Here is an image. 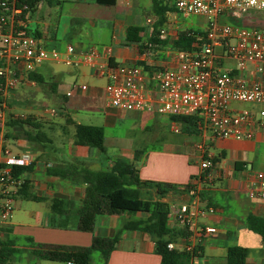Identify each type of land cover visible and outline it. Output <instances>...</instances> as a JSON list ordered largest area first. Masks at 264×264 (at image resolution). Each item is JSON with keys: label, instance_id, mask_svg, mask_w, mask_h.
<instances>
[{"label": "crops", "instance_id": "crops-1", "mask_svg": "<svg viewBox=\"0 0 264 264\" xmlns=\"http://www.w3.org/2000/svg\"><path fill=\"white\" fill-rule=\"evenodd\" d=\"M157 2V7L164 8L160 24L158 15L153 11V0H114L113 5H101L96 0H50V3H38L32 12L18 20L33 30L40 44L48 50L63 51L67 44L77 50L94 47L104 52L108 48L109 58L102 57L98 63L140 66L146 83L154 87L146 74L157 68L174 67L169 53L174 50L170 43L177 34L181 31L204 33L207 26L203 16L177 13L173 0ZM218 21L264 29V11L250 13L241 19L222 15ZM130 26L141 29L137 34L139 43L127 41L126 29ZM160 31L164 32L163 39L158 37ZM150 38L156 40L153 42L155 54L151 59L144 60ZM215 52L221 56L216 62L217 68L234 70V62L223 55L222 48H216ZM44 66H53L54 69L43 72L41 68ZM31 74L42 77L43 83L51 82L54 92L62 98L60 108L46 110L51 115L56 114L55 130L47 127L45 131L42 130L40 122L30 116L26 118L38 125L35 129L29 125H25L24 130L7 126L11 119H26H20L16 114H8L6 118V113L12 92L22 85H36L35 81L29 79ZM243 74L247 78L257 79L264 90V61L260 72H255L248 65ZM102 80L96 76L94 69L87 66L46 63L23 77L2 98L0 131L3 142L0 161L1 147L7 148L13 156L29 159V169L19 178L22 182L26 181L28 192L39 198L36 201L27 200L15 194L10 216L5 221L0 220V227L9 230L8 238L14 242L12 263L18 264L20 259L24 260V264L44 261L31 254L38 244L88 247L93 237H114L125 223L146 218L147 214L141 212L102 214L95 218L92 232L79 231L74 220L75 212L84 199L86 184L79 180L77 174L59 176L52 173L74 169L109 171L111 161L121 159L135 163L141 181L174 188L159 198L169 205L167 226L187 232V235L169 242L178 251L191 238L193 231L178 225L171 209L189 202L187 188L193 180L200 175L209 176L202 186L198 204L204 213L196 222L197 226L209 225L216 230L198 243L200 252L191 258V264H226L227 248L231 246L248 250L244 264H264V235L252 230L249 220L251 216L264 219V201L250 199L247 195L249 187L256 182V174H264V124L255 123L251 128L253 137L243 141L213 139L208 130L199 129L198 135L182 132V135H177L174 130L178 126L172 121L173 117L155 110L128 111L109 106L104 95L105 81ZM81 86H85V89H81ZM98 98L104 100V110L98 107ZM244 109L257 112L264 109V105L250 104L249 108ZM143 114L162 117L168 122V131L175 136L170 139L169 136L157 135L150 140L149 148L128 146L131 140L119 136L106 137L104 128L114 126L118 119L141 118ZM76 124L103 129L104 153L75 142ZM164 128V125L153 126L152 130L162 132ZM26 134H29V138ZM206 157L218 160L210 170L202 172L199 164ZM56 200L61 202L58 205L61 213L52 210V203ZM3 235L0 233V237ZM16 254H20V258ZM105 264H160V257L155 252V242L150 235L139 230L122 229Z\"/></svg>", "mask_w": 264, "mask_h": 264}, {"label": "built area", "instance_id": "built-area-1", "mask_svg": "<svg viewBox=\"0 0 264 264\" xmlns=\"http://www.w3.org/2000/svg\"><path fill=\"white\" fill-rule=\"evenodd\" d=\"M173 5L179 14L200 15L206 19L205 42L193 46L192 50L170 51L174 67L157 68L146 74L154 83V87H149L140 66L98 63L102 57L109 58L108 48L104 52L94 47L77 50L70 44L63 51L44 48L35 32L18 20L23 9L16 8L14 0H0V104L23 77L43 64L83 65L94 69L96 76L105 81L104 95L109 106L195 118L198 129L208 130L213 139L250 140L252 126L264 124V109L253 112L232 104L264 105L260 82L243 74L248 65L255 72L262 70L264 29L220 23L218 19L222 15L241 19L250 13L264 11V0H173ZM163 36L164 32L160 31L159 39ZM153 48L154 44L148 42L144 60L154 56ZM216 48H222L223 55L234 62V70L217 68L216 62L221 56L216 54ZM2 142L0 131V146ZM1 155L0 220L5 221L13 210V197L22 184L19 177L11 174V168L29 166L31 162L25 157L11 155L3 147ZM199 167L202 172L210 170L213 167L211 158L202 159ZM208 180L207 175L193 180L187 188L189 202L171 209L176 223L193 231L181 248L191 258L200 252L198 243L216 230L209 225L197 226L196 222L204 213L198 204L202 186ZM247 195L250 199L264 201V174H256V182L249 187ZM166 247L175 250L172 243Z\"/></svg>", "mask_w": 264, "mask_h": 264}, {"label": "trees", "instance_id": "trees-1", "mask_svg": "<svg viewBox=\"0 0 264 264\" xmlns=\"http://www.w3.org/2000/svg\"><path fill=\"white\" fill-rule=\"evenodd\" d=\"M40 2H48L50 0H14L16 8L23 9L20 19L33 9ZM101 5H113L114 0H96ZM159 2L153 0V11L158 15V23L162 22V14L164 8L157 7ZM174 7V6H173ZM175 10V8H174ZM157 23V24H158ZM141 29L139 27L130 26L126 29V39L129 43H139L140 38L137 36ZM149 42H156L154 38H150ZM205 42V33L193 31H181L176 38L171 41L170 45L177 50H192L193 44L199 46ZM30 80L36 83H43L40 76L31 74ZM174 121L183 134L198 135V125L195 118L190 117H173ZM29 125L34 129L38 126L34 124L29 117L25 120H9L7 126H15L24 130V126ZM28 132V131H24ZM27 135V134H26ZM29 138V134L27 135ZM75 142L78 145L87 146L97 149L104 153L103 147V129L95 126L75 125ZM218 159L211 158L214 164ZM11 174L19 177L24 171L28 170V166H12ZM59 176H77L82 183L86 184L85 196L81 206L75 212L76 228L82 232H92L95 224V218L98 215L108 214L116 215L122 213H145L146 218L127 222L123 225V230H139L150 235L155 242V252L160 257V264H191V256L183 251L168 250L166 245L177 238L185 236L187 232L183 230H174L167 226V215L169 213V205L167 202L161 201L167 190L174 189L172 186H165L147 181H141L138 177L137 168L134 162H128L121 159H113L109 171H90L83 169L77 171H52ZM152 189L156 192L159 199L154 201L145 200L141 197L143 190ZM16 194L21 199L39 200V198L28 192L26 181L18 187ZM60 201L52 203V210L59 213L58 209ZM251 229L264 235V219L251 216L249 218ZM121 229V230H122ZM121 230L117 231L114 237L102 238L93 237L88 247L79 246H61L38 244L33 247L31 254L38 260L60 262L64 264H90L91 255L99 253L102 258V264L114 250ZM7 228L0 227V264H11L12 257L15 252L14 242L8 238ZM200 251V250H199ZM248 250L242 247L231 246L227 248L226 264H244ZM199 255V254H198Z\"/></svg>", "mask_w": 264, "mask_h": 264}, {"label": "rangeland", "instance_id": "rangeland-1", "mask_svg": "<svg viewBox=\"0 0 264 264\" xmlns=\"http://www.w3.org/2000/svg\"><path fill=\"white\" fill-rule=\"evenodd\" d=\"M50 69H54L53 66H44L41 68L43 72H46ZM103 81V80H102ZM101 81V83H102ZM103 84V83H102ZM18 90L12 92V96L8 101L6 118L8 114H16L20 119H25L27 116L32 118H36L42 126V130L45 128H50L51 130H55V118L56 114H49L46 110L60 108V103L62 102V98H59L57 93L52 89L51 82L45 81L44 83H36L34 86H20ZM97 105L99 108L104 110V100L98 98ZM238 108H249L250 104L247 103H237L232 104ZM6 122L5 120V132H6ZM100 125V124H98ZM162 126L164 125V129L159 130L153 129V126ZM168 122L164 121L160 116H152L149 114H143L140 117L134 118H120L117 120L116 124L112 127H106L105 133L106 137L110 138L112 136H119L121 138H125L131 140L128 146L133 145L134 147H150L151 141L158 136H169L172 139L175 135L168 131ZM147 130L144 131L145 128ZM150 128V129H149ZM159 131V132H158ZM178 132L175 134L182 135L180 127L177 129ZM5 134V133H3ZM151 140V141H150ZM128 142V141H126ZM141 197L145 200L154 201L159 199L152 189L143 190L141 193ZM23 254V253H22ZM17 258H20V254L15 255ZM102 262V258L98 253H93L90 264H100ZM13 264V263H11ZM18 264H24V260H18ZM38 264H64L60 262L53 261H39Z\"/></svg>", "mask_w": 264, "mask_h": 264}]
</instances>
